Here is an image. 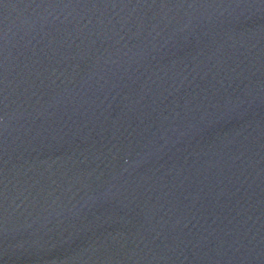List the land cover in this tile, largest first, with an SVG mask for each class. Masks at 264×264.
Returning a JSON list of instances; mask_svg holds the SVG:
<instances>
[{
	"label": "water",
	"instance_id": "obj_1",
	"mask_svg": "<svg viewBox=\"0 0 264 264\" xmlns=\"http://www.w3.org/2000/svg\"><path fill=\"white\" fill-rule=\"evenodd\" d=\"M0 264H264V0H0Z\"/></svg>",
	"mask_w": 264,
	"mask_h": 264
}]
</instances>
